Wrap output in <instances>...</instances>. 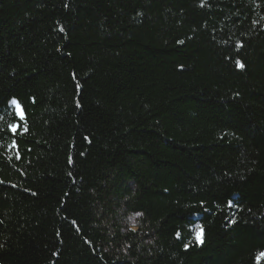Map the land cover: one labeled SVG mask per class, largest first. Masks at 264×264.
Instances as JSON below:
<instances>
[{"label":"trees","instance_id":"obj_1","mask_svg":"<svg viewBox=\"0 0 264 264\" xmlns=\"http://www.w3.org/2000/svg\"><path fill=\"white\" fill-rule=\"evenodd\" d=\"M261 252L264 0H0V264Z\"/></svg>","mask_w":264,"mask_h":264},{"label":"rangeland","instance_id":"obj_2","mask_svg":"<svg viewBox=\"0 0 264 264\" xmlns=\"http://www.w3.org/2000/svg\"><path fill=\"white\" fill-rule=\"evenodd\" d=\"M140 216L138 214H124L123 212L118 213L116 217H107L104 213H99V219L101 220L100 223L102 227H104V231L108 234L107 237L112 243V239L114 238V228L117 225H120L122 227L121 232L123 234H126L128 231H137V223L139 221ZM197 233L200 234L202 237V232L199 228H195V237ZM111 245V244H110ZM107 249H111L112 252L119 254L125 251L122 249H113L112 247H106Z\"/></svg>","mask_w":264,"mask_h":264},{"label":"snow or ice","instance_id":"obj_3","mask_svg":"<svg viewBox=\"0 0 264 264\" xmlns=\"http://www.w3.org/2000/svg\"><path fill=\"white\" fill-rule=\"evenodd\" d=\"M61 31H63V29H61ZM236 65H237V67H239V68H243V67H244L243 63H241L239 60L236 61ZM12 103L15 105L17 102H16L15 100H13ZM18 114H19V116H20L21 119L24 118V114H23L22 111L19 112ZM17 128H18V125H13V126H12V130H13V131H15ZM73 223H75V222H73ZM196 240H197L199 243H203V241H202L201 236H200L199 233H197V235H196ZM261 259H264V252H261V253L257 256V260H261Z\"/></svg>","mask_w":264,"mask_h":264},{"label":"bare ground","instance_id":"obj_4","mask_svg":"<svg viewBox=\"0 0 264 264\" xmlns=\"http://www.w3.org/2000/svg\"><path fill=\"white\" fill-rule=\"evenodd\" d=\"M16 107H17L18 113L21 112V108H20V106L18 104H16Z\"/></svg>","mask_w":264,"mask_h":264}]
</instances>
